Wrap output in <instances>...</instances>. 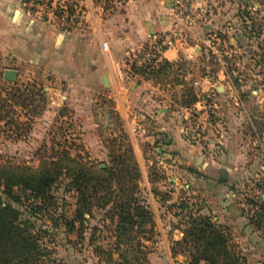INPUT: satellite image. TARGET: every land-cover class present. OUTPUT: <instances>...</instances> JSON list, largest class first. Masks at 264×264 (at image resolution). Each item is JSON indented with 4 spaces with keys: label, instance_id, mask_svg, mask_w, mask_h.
<instances>
[{
    "label": "rangeland",
    "instance_id": "374dc122",
    "mask_svg": "<svg viewBox=\"0 0 264 264\" xmlns=\"http://www.w3.org/2000/svg\"><path fill=\"white\" fill-rule=\"evenodd\" d=\"M183 1L195 18L183 40L190 52L158 78L183 112V138L199 147L195 162L160 157L126 123H106L98 111L88 127H79L52 102L38 73L36 82L25 76L13 84L0 70V165L61 170L45 203L15 187L22 196L16 203L0 184V198L40 237L45 264H114L120 251L109 199L122 194L121 185L133 189L153 216L155 232L142 239L144 264H194L193 248L180 242L196 217L221 229L240 264H254L246 240L254 229L264 234V0ZM220 154L228 160L215 165ZM81 169L86 176H113L82 218L73 183Z\"/></svg>",
    "mask_w": 264,
    "mask_h": 264
},
{
    "label": "crops",
    "instance_id": "0c3cea01",
    "mask_svg": "<svg viewBox=\"0 0 264 264\" xmlns=\"http://www.w3.org/2000/svg\"><path fill=\"white\" fill-rule=\"evenodd\" d=\"M68 5L79 6L83 16L65 25L42 18L25 0H0L2 80L6 81L7 69L18 71L13 84L25 76L33 81L38 73L52 102L79 127H88L96 111L101 115L108 107L130 132L131 123L138 120L143 129L138 135L154 145L160 157L197 161L199 147L182 135L183 112L173 105L165 84L156 75L141 73L137 63L140 52L169 28V1L68 0ZM188 52L190 47L184 44L167 50L153 72H159L164 62L176 65ZM224 160L228 159L220 154L213 162L222 165ZM230 202L225 191V213ZM246 241L254 247L249 250L254 264H264V234L254 229Z\"/></svg>",
    "mask_w": 264,
    "mask_h": 264
},
{
    "label": "trees",
    "instance_id": "16d2710c",
    "mask_svg": "<svg viewBox=\"0 0 264 264\" xmlns=\"http://www.w3.org/2000/svg\"><path fill=\"white\" fill-rule=\"evenodd\" d=\"M168 66L172 65L164 62L159 72L140 67V72L159 77ZM107 169L103 171H108ZM60 172L61 170L56 167L53 170L50 166H44L39 171H31L21 166L0 165V184L4 186L5 195L16 203L21 201L22 196L15 187L30 192L31 197L45 203ZM113 174L116 173L112 172L111 176ZM86 175L88 174L81 169L73 179L74 186L79 192L77 215L81 218L83 213L90 212V206L100 196L102 188L106 186L105 183H111L113 180V176L104 177L94 173L91 176ZM134 185L133 188H137V185ZM106 188L107 192L113 195L112 185ZM120 192L121 195L117 194L109 199L112 200L111 210L117 217L115 231L118 242L115 250L120 251L118 259L111 260L114 264H144L146 245L142 239H150L147 233L152 235L155 232L153 216L149 206L129 186L121 185ZM39 208L41 209L42 205H39ZM20 214L18 209L0 198V264H45L46 253L40 245V237L33 232L30 221H23ZM71 227H74L73 222ZM180 244H184L188 250L189 247L193 248L191 253L194 264L201 260L207 264H240L242 260L235 249L230 247L221 229L207 217L192 218L191 225L185 230V237Z\"/></svg>",
    "mask_w": 264,
    "mask_h": 264
},
{
    "label": "built area",
    "instance_id": "2783aa9c",
    "mask_svg": "<svg viewBox=\"0 0 264 264\" xmlns=\"http://www.w3.org/2000/svg\"><path fill=\"white\" fill-rule=\"evenodd\" d=\"M183 2V0H173L169 5L170 26L140 52L137 57L139 67L157 68L163 61L167 50L178 48L183 44L186 31L191 28L195 21L193 12ZM25 3L42 18L60 21L65 25L74 24L83 16L81 8L77 5H68V0H28ZM100 117L106 123L114 120V114L108 107L102 111ZM131 131L134 134H140L143 131L138 120L131 123Z\"/></svg>",
    "mask_w": 264,
    "mask_h": 264
},
{
    "label": "water",
    "instance_id": "95a60500",
    "mask_svg": "<svg viewBox=\"0 0 264 264\" xmlns=\"http://www.w3.org/2000/svg\"><path fill=\"white\" fill-rule=\"evenodd\" d=\"M18 71L16 69H7L4 72V79L7 81H16Z\"/></svg>",
    "mask_w": 264,
    "mask_h": 264
}]
</instances>
